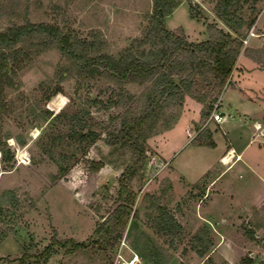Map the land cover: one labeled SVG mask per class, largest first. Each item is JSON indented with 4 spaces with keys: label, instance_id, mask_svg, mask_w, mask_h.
<instances>
[{
    "label": "rangeland",
    "instance_id": "obj_1",
    "mask_svg": "<svg viewBox=\"0 0 264 264\" xmlns=\"http://www.w3.org/2000/svg\"><path fill=\"white\" fill-rule=\"evenodd\" d=\"M173 1L184 5L167 22L165 17L167 28L182 25L194 38H201L203 29L209 35V22L227 29L215 13L216 0ZM152 9L153 0H0V33L26 22L46 23L78 55L105 57L117 65L166 49L151 31ZM263 9L264 0L244 1L240 12L248 24L241 35ZM258 19L263 24L264 13ZM182 27L172 29L185 37ZM4 49L8 58L0 69V264H113L116 243L113 237L104 238L102 224H116L115 214L127 204L131 213L120 232L138 253L137 264H264V202L228 236L243 253L224 258L225 247L233 254L225 243L211 253L219 228L209 230L202 221L181 217L180 203L169 200L173 180L162 175L163 161L152 138L181 114L190 94H161L164 85L156 79L117 83L99 73L87 75L81 61L46 32ZM254 54L264 60V49ZM196 80L199 84L192 90L205 92L206 78L197 72ZM155 85L158 94H150ZM217 90L194 94L205 96L202 121L222 94ZM145 109L156 114L150 124L158 132L143 140L140 134L148 132L149 123L140 128L128 123ZM82 131L94 134L81 138ZM190 146L176 157L194 160V168L186 165V172L195 177L216 151ZM17 155L29 170L20 167ZM23 173L32 174L31 183L13 179ZM201 184L194 186L197 193ZM165 213L183 223L162 229ZM130 252L126 249L125 254Z\"/></svg>",
    "mask_w": 264,
    "mask_h": 264
},
{
    "label": "crops",
    "instance_id": "obj_2",
    "mask_svg": "<svg viewBox=\"0 0 264 264\" xmlns=\"http://www.w3.org/2000/svg\"><path fill=\"white\" fill-rule=\"evenodd\" d=\"M181 5L184 3L177 5L166 16V22ZM263 13L264 9L260 14ZM258 17L253 23L255 31L258 30V26V32L262 30L264 32V23L259 24ZM191 18L197 20L195 17ZM203 25L206 28V25ZM175 27L182 25L169 28ZM205 32L203 29L202 37L194 38L185 31L189 39L193 40L207 39L209 35ZM263 49L264 36L249 37L237 57L229 82L223 88L219 100L205 113L208 116L204 121L203 103L186 96L181 114L175 123L152 138L156 141L158 154L163 161L162 175L173 180L174 187L169 191V200L180 203L181 217L186 214L194 221H202L209 230L219 228L215 230L216 234H213L216 245L211 253L222 250L223 245L220 244L225 243L230 246L233 254L225 247L224 258L240 256L243 253L242 248L233 246L235 243L228 236L243 219L255 212L264 202V60L254 54ZM230 89L233 90V95L226 94ZM212 112H219L222 115L221 119L210 117ZM255 122L261 123V128L256 129ZM195 125L198 127L195 128ZM198 138L211 140L213 145L193 142ZM189 146L210 147L216 151L214 160L202 164V171L195 177L189 176L186 172V165H189L190 169L194 168V160L190 161L183 157L180 161L181 158L177 160L178 156L176 157L182 149ZM227 150H233L234 156L231 157L229 164L225 165L221 162V157L228 152ZM183 162L184 166L180 167L179 163ZM19 165L25 171L29 170L27 163L20 161ZM17 170L9 172L14 174ZM16 177L23 182L31 183L32 174L15 175L13 179ZM10 182L11 180L7 183ZM199 183H203L201 184L203 189L197 193L194 186ZM9 187L7 186L8 189H13ZM218 234L223 236V241Z\"/></svg>",
    "mask_w": 264,
    "mask_h": 264
},
{
    "label": "trees",
    "instance_id": "obj_3",
    "mask_svg": "<svg viewBox=\"0 0 264 264\" xmlns=\"http://www.w3.org/2000/svg\"><path fill=\"white\" fill-rule=\"evenodd\" d=\"M245 0H216L215 13L220 20L226 25L227 29L217 26L214 22L208 23L209 38L201 41H189L187 36H180L174 29L167 28L165 17L170 14L178 3L173 0H153V11L151 15V31L157 34L166 44V49L159 50L153 56L147 59L137 57L131 62H122L115 65L110 62V59L105 57H89L78 55L73 49L69 48L68 40L61 41L57 31L51 25L46 23L26 22L17 27H14L7 33H0V69H4L5 62L8 58L4 48H11L15 43L26 36L34 33L46 32L51 36V40L58 42L59 46L72 58L81 61L84 68H87V75L96 73L105 75L108 80L113 82H144L146 80L156 79L161 81L164 88L161 94H190L198 101H204L205 96L194 94H209L213 88H217L219 92L223 90L229 82L230 74L235 66L237 57L243 47L242 28L248 24V19L240 12L244 8ZM255 19H253L254 22ZM241 35V36H240ZM168 53V54H167ZM188 55L189 59L181 60L176 58V54ZM201 56H198L200 55ZM162 56L165 58H162ZM76 61V60H75ZM114 65H113V64ZM177 69L174 73L172 70ZM180 69V70H178ZM187 69L186 74L184 73ZM189 69V70H188ZM201 73L203 78H206L207 90L199 91L192 90V86L199 84L196 80V73ZM209 73V75H207ZM177 74V75H176ZM175 76V77H174ZM213 81V84H212ZM157 82V81H155ZM211 85V86H210ZM217 90V91H218ZM159 88L152 87L150 94H158ZM183 97V95H182ZM181 97V102L183 98ZM151 103V102H150ZM211 107H209L210 109ZM209 109L207 112H209ZM180 112L174 115L171 124L166 127H171ZM156 114L152 113V109H145L136 117L134 122L128 123L131 127H142L143 124H148V132H141L140 136L145 140L150 135L158 132L153 124ZM146 127V126H145ZM94 132L82 131L79 136L87 138ZM208 145H213V141L209 140ZM10 157L9 153L8 156ZM123 209L115 214L116 224L113 226L104 225V238L112 237L113 235L120 236V230L124 228L125 219L131 213L129 204L123 205ZM166 218H162V229L172 230L173 226L180 227L178 222L172 215L165 213ZM108 224V223H107ZM207 230V229H206ZM115 232V233H114ZM210 244V243H209ZM205 246L208 247L210 245ZM207 249L198 250L200 254Z\"/></svg>",
    "mask_w": 264,
    "mask_h": 264
},
{
    "label": "built area",
    "instance_id": "obj_4",
    "mask_svg": "<svg viewBox=\"0 0 264 264\" xmlns=\"http://www.w3.org/2000/svg\"><path fill=\"white\" fill-rule=\"evenodd\" d=\"M260 34H263V32L255 31V25L252 24L242 35L241 39L244 44L248 42V39L250 36H258ZM210 117H213L216 120H220L222 115L217 113H211ZM259 125V126H258ZM254 126L256 129L261 128V123H254ZM228 151V150H227ZM227 153V152H226ZM225 153V154H226ZM19 155L15 156L17 161H20ZM27 159L29 157L26 156ZM222 159V157H221ZM113 241L116 243L114 257H113V264H137L139 261V255L136 251H133L130 247V245L127 242L126 234H121L120 236L113 235ZM126 249L131 250L129 255H126Z\"/></svg>",
    "mask_w": 264,
    "mask_h": 264
},
{
    "label": "bare ground",
    "instance_id": "obj_5",
    "mask_svg": "<svg viewBox=\"0 0 264 264\" xmlns=\"http://www.w3.org/2000/svg\"><path fill=\"white\" fill-rule=\"evenodd\" d=\"M259 126V125H258ZM232 156H234V151L233 150H230V151H228L223 157L224 158H222L221 160L225 163V164H227L228 162H230L231 161V157ZM20 157V161L21 162H25V160L23 159V157L22 156H19Z\"/></svg>",
    "mask_w": 264,
    "mask_h": 264
}]
</instances>
